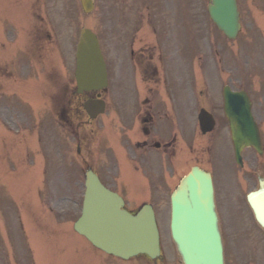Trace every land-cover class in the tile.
I'll return each mask as SVG.
<instances>
[{
	"label": "rangeland",
	"instance_id": "rangeland-1",
	"mask_svg": "<svg viewBox=\"0 0 264 264\" xmlns=\"http://www.w3.org/2000/svg\"><path fill=\"white\" fill-rule=\"evenodd\" d=\"M238 3L243 24L240 36L233 42H227L210 22L206 11L207 0H97L94 9L88 14L82 11L79 0H17L19 8L17 7L11 19L12 24L6 17L0 19V42L3 41V49L0 51V73L4 75L0 77V97L12 96L14 99L17 96L15 82L30 81L31 87L34 86V92L32 90L29 93L24 92L26 97L32 100L29 102L36 112L35 118L29 110H27L28 115L24 116L25 108L19 107L17 103L15 106L10 98L6 101L10 105L9 112H14L11 116L16 122L19 124L26 122L35 128L28 131L29 137H32L29 142L35 144V139L38 140L37 148L33 149H28L27 138L18 137L19 141L14 140V146L20 145L15 150L17 155L27 156L29 153L30 159L26 160H31L28 165L34 163L31 171L35 172L36 176H21L18 172L7 173L2 170L0 181L5 196L15 204L14 213L22 214L23 229L20 234V246L25 247V241L28 240L34 251L33 257L37 258L40 264H156L155 261L152 262L143 256H138L129 263L116 259L109 261L108 257L92 248L70 229L69 226L79 214L78 205L83 191L82 162L102 174L107 184L119 189L121 183L126 186L128 189L121 194L125 201L128 200L129 205L138 207L144 202L154 205L161 235L163 252L161 264L180 263L169 234L168 193L177 178L185 173L191 164L198 163L208 169L213 174L220 223L225 229L226 264H237L236 259L241 254L235 244L229 243L231 241L229 232L232 229L236 230L237 220L245 210L243 207L246 203L245 195L256 188L255 176H264V158L257 156L251 149L244 150L242 154L245 161L243 168L235 165L229 131L222 114L221 90L224 84H230L233 88H246L257 98L264 93V63L262 68L257 69L254 64L258 56L251 58V54L255 55L256 51H252L251 47L258 45L255 39L261 38L262 33L258 32V36L253 35L250 28L254 18L264 17V0H238ZM9 24L11 26L6 31ZM260 27L264 28L261 24ZM83 28L92 30L100 41L109 70L110 85L105 95L108 107L102 116L90 122L85 114L77 112L79 116L74 117L75 132L70 130L67 133L58 127L56 120L50 116L47 105L43 100L40 102V98L53 95L57 88L61 87L55 82L48 84L45 81L47 75L52 73L59 76L56 81L62 82L63 85L66 81L68 83L72 80L75 49L80 30ZM29 39L34 47L32 49L26 46ZM157 45L158 49L162 50L163 60L160 61L161 57L155 56L154 63L159 66L161 75L165 79L161 93L164 94L165 99L170 94L176 96V102L173 101L171 106L172 110L165 100V108L169 110L173 122L170 130L176 132L179 143L186 150V143L189 145L194 135V145L189 146V150L190 156L196 159H179L180 162L175 166V160L172 159L171 168L162 166V171L160 170L159 173L167 177L168 183L164 180L163 182L160 180L157 185L149 183L148 188L152 187L153 193L148 190V194H143V191L130 189L140 183L129 179L127 172L121 178L122 172L117 173L120 180L114 174L115 181L110 176L111 170L118 165L119 160L116 159H122L123 165L126 166L129 165L127 159L137 156L138 152L141 153L134 144L138 138L143 139L138 133L140 123L133 119L132 112L128 109L129 104L126 103L129 94L126 79L130 77L132 67L129 49H137L141 46L157 49ZM245 45H248L251 51L246 50ZM238 48L242 51L243 57H246L241 60V64L237 62V59L240 61L239 56L230 54ZM44 51L50 59L46 57ZM5 52L10 54L3 57ZM224 68L228 71L224 72ZM189 74L195 75V96L192 87L185 86ZM136 83L142 86L138 75H136ZM189 93L192 94L193 101L188 104ZM3 104L0 103V115L4 114L3 111H7ZM200 108L214 112L219 121V130L217 129L212 135L216 138L211 139L210 142L207 138L200 139L199 136L197 114ZM254 114L264 137V112L256 105ZM0 119L3 121L1 116ZM43 119L44 124L47 120L48 123L39 129ZM2 124L7 125L0 123V126ZM50 126L57 127L55 128L57 134L51 133L49 140L51 143H47L54 151L64 150L67 153L66 159H58V161L62 160L60 171L63 172V176L59 169L56 173H52L49 163L54 157L53 155L48 157V151L54 152L46 149L43 141L39 139V137L43 140H45L43 137L49 139L42 131L49 129ZM0 130V139H2L0 142H6L5 135L1 138V134L6 133L1 128ZM164 131L161 129L162 138L167 136V132L163 135ZM206 144L209 145V150L202 155L199 147H204ZM77 147L79 153L76 151ZM5 152L7 156L9 152L7 150ZM146 152V159H155L157 157L155 154L161 156V149L155 150L151 147L150 150L146 149ZM178 156L186 158L185 153H178ZM207 156L215 159H208L210 157ZM217 156L226 159H217ZM45 157L48 163L45 173L48 177L44 188L47 192L40 196V200L44 204L51 202L50 204H54L57 211L64 205L62 210L66 213L57 215V219H65L69 226L65 225L64 229H50L49 234L42 235L31 226L28 211H43V207L39 205L37 192L41 183V173L36 172L35 167L42 163ZM3 159L9 163L13 157ZM103 168L110 169L107 174L109 177ZM155 175L153 179L156 178ZM60 198H66V201L62 202ZM1 201L2 198L0 203ZM5 208L13 209L7 201ZM59 242H61L60 246L66 249L64 253L50 254V245ZM256 263L264 264L263 244L259 246Z\"/></svg>",
	"mask_w": 264,
	"mask_h": 264
},
{
	"label": "water",
	"instance_id": "water-1",
	"mask_svg": "<svg viewBox=\"0 0 264 264\" xmlns=\"http://www.w3.org/2000/svg\"><path fill=\"white\" fill-rule=\"evenodd\" d=\"M208 1L207 12L213 24L227 38L234 39L239 31L236 0ZM81 3L85 12L92 9V0H81ZM75 78L79 93L106 86L105 64L97 39L89 30L80 33ZM223 97L235 158L241 165L240 153L243 148L253 147L261 153L258 129L244 92H231L225 88ZM98 103L94 112H91L89 102L84 105L91 118L104 110L103 103ZM199 122L203 133L213 127V121L203 110L199 114ZM85 188L82 215L74 224L78 234L86 237L94 247L121 259L138 254H145L151 259L159 256L158 233L151 206L145 205L135 216L130 215L122 210L121 198L105 189L91 171L85 175ZM170 200L171 237L182 264H223L210 175L193 168L182 179ZM248 201L253 205L264 204V183L261 178L259 191L251 193Z\"/></svg>",
	"mask_w": 264,
	"mask_h": 264
},
{
	"label": "flooded vegetation",
	"instance_id": "flooded-vegetation-1",
	"mask_svg": "<svg viewBox=\"0 0 264 264\" xmlns=\"http://www.w3.org/2000/svg\"><path fill=\"white\" fill-rule=\"evenodd\" d=\"M3 0H0V17L4 15L3 13ZM14 15V14H12ZM130 61L132 63V71L135 74H140L139 78L143 83V87L138 90L137 85H133L132 81L128 82V90L130 96V105L135 110V118L141 123L140 132L143 134L144 139L138 142L137 147L143 150L146 154L145 149L149 147H155L157 150L163 148L168 156L164 159H173L174 156V139L173 140H161V136L158 135L159 124L163 112L160 88V77L158 76V67L153 64L152 49L148 47H143L140 49H130ZM3 74L0 73V77ZM134 78V77H132ZM74 94V92H73ZM98 93L88 92L84 93L82 96L74 94V96L67 97V92L64 95V107L71 112V116L78 115L77 112L80 111L78 105L80 104L82 97L86 99L96 98ZM264 105V101L260 102V106ZM133 110V111H134ZM133 115V117H134ZM159 142H162L160 145ZM208 159H213L212 157ZM132 167L135 172L140 170V164L137 161L130 160ZM161 156L158 159H145L144 167L142 173L146 178L156 177L160 180L159 170L157 167L161 165ZM156 168V171L155 169ZM147 170L148 172L144 171ZM155 172V173H154ZM158 172V173H157ZM245 210L241 212L238 225L236 230L233 229L229 232V237L231 242L236 243V246L240 250V256L236 259L237 264H255L259 255V245H264V229L257 223L255 217L248 204L243 206ZM250 245H253L252 247Z\"/></svg>",
	"mask_w": 264,
	"mask_h": 264
},
{
	"label": "bare ground",
	"instance_id": "bare-ground-1",
	"mask_svg": "<svg viewBox=\"0 0 264 264\" xmlns=\"http://www.w3.org/2000/svg\"><path fill=\"white\" fill-rule=\"evenodd\" d=\"M263 202V201H262Z\"/></svg>",
	"mask_w": 264,
	"mask_h": 264
}]
</instances>
